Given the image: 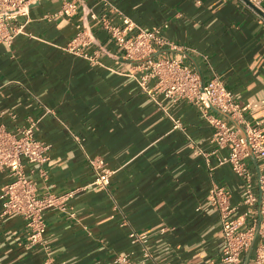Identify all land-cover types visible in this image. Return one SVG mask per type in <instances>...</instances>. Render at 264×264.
I'll return each instance as SVG.
<instances>
[{"label":"crops","instance_id":"crops-1","mask_svg":"<svg viewBox=\"0 0 264 264\" xmlns=\"http://www.w3.org/2000/svg\"><path fill=\"white\" fill-rule=\"evenodd\" d=\"M66 2L77 8L72 16L62 14ZM109 3L38 0L28 18L15 22L14 41L0 43V126L16 132L28 119L39 120L36 136L51 145L48 175L44 179L38 165H26V175L39 196L74 193L68 212L44 214L48 248L28 243L26 220L4 217L0 199V264H115L126 254L134 264L221 258L222 227L209 192L224 188L233 206L244 194L231 166H218L228 150L217 147L213 127L195 106L167 101L164 111L142 90V73L123 58L105 23L122 25L128 18L138 28H161L180 49L160 48L155 58L182 59L205 83L221 78L246 122L264 125V14L247 0ZM89 157L104 159L114 171L108 187L95 184ZM249 162L257 177L264 165ZM10 180L0 170V192ZM242 211L239 206L234 217ZM133 232L148 236L149 257L142 243L132 242ZM257 242L244 255L247 264Z\"/></svg>","mask_w":264,"mask_h":264},{"label":"built area","instance_id":"built-area-1","mask_svg":"<svg viewBox=\"0 0 264 264\" xmlns=\"http://www.w3.org/2000/svg\"><path fill=\"white\" fill-rule=\"evenodd\" d=\"M37 1L0 0V43L9 45L14 41L20 30L15 27V22L22 17L28 18L30 6ZM263 1L247 0L260 16L264 14ZM101 2L111 6L109 0ZM76 10L74 2H66L62 14L72 16ZM105 28L122 51L123 58L136 63V69L142 73L138 85L162 110H169L167 101L172 105L184 100L202 113L214 129L213 141L217 147L228 150L226 156L218 159V166L229 164L244 184L243 198L238 206L231 204L230 193L222 187L214 185L209 192L208 200L219 213L224 244L220 260L208 264H247L244 255L253 249L256 240L253 264H264V170L254 177L249 166V161L254 159L264 165V125L246 122L241 106L221 78L213 77L205 83L182 59L165 55L155 58L160 48L180 49L162 37L161 28H138L128 18L123 19L122 25L107 22ZM79 41L80 36L71 42L69 49L74 51ZM158 94L162 96L161 100L157 98ZM211 111L220 116L211 115ZM38 123L39 120L28 119L16 132L0 126V170L7 171L11 178L1 189L0 199L4 217L17 215L26 220L28 243L48 248L44 214L48 210L68 212V202L74 193L55 195L47 191L39 196L37 183L26 175V165L40 166L39 172L44 179L48 175L44 166L49 161L51 145L37 138ZM180 126V122L175 121V127ZM88 161L96 175L95 184L108 187L114 171L102 158L89 157ZM239 206L243 211L234 217ZM130 238L133 243H142L144 255L150 256L146 249L148 236L133 232ZM114 263L134 264L129 254L116 256Z\"/></svg>","mask_w":264,"mask_h":264}]
</instances>
